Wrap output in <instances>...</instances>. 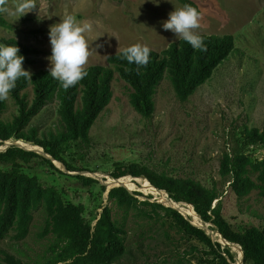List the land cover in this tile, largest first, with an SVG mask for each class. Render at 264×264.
Here are the masks:
<instances>
[{"label":"rangeland","instance_id":"374dc122","mask_svg":"<svg viewBox=\"0 0 264 264\" xmlns=\"http://www.w3.org/2000/svg\"><path fill=\"white\" fill-rule=\"evenodd\" d=\"M194 1L201 13V27L196 30L198 34L235 36L234 51L220 64L213 77L185 102L179 100L171 81L165 77L154 97L155 112L144 116L135 111L130 103L129 85L116 75L111 102L89 131L91 144L83 147L71 142L67 148L69 160L83 169L81 173L96 178L100 183L84 189L74 186L79 184L76 178L56 171L46 169L40 174L43 181L64 188L67 202L84 205V215L93 230L104 207L111 205L108 191L117 186L118 181L111 176L117 162H139L173 176L191 177L208 188L217 186L227 220L232 224L264 228V197L258 190L244 197L237 196L230 178L224 177L221 172V161L227 152L233 156L244 152L254 159L264 158L261 145L247 147L244 140L245 128L264 126V0ZM34 2L36 8L16 20V15L12 13L17 0H7L8 12L3 13L7 25L0 28V45H4V39H15L38 50L31 56L35 60L33 64L23 62V67L31 74L40 69L49 70L50 26L61 18L71 15L80 24H92V31L85 34L90 45L86 68L108 65L111 55L131 45L139 44L157 51L166 48L177 39L171 31L162 28V22L168 19L174 5L176 8L184 6L179 0H172L173 4L161 0L158 5L152 0ZM38 12L40 16H45L42 20L38 19ZM25 92L31 103L34 98L32 87L24 90L23 94ZM6 101L7 108L2 118L11 121L18 114V107L11 93ZM59 104L57 100L51 101L33 119L31 125L39 128L40 135L62 129ZM17 141L12 139L11 143ZM23 143L30 145H25L27 148L38 147L29 142ZM6 148L7 143L0 144V150ZM37 149L43 150L40 147ZM57 165L64 170L61 163L57 162ZM120 181L141 192V200L149 197L151 201L169 206V200L143 190L149 186L142 177L132 176V179ZM178 209L183 214L184 211L180 207ZM44 220V213L35 211L29 225L30 232L24 239H16V232L12 231L0 240V264H5V252L26 262L48 260L47 249L51 240L38 237ZM127 223L132 252L116 264H205L206 260L219 264L214 256L203 254L208 247L197 239L188 240L184 231L171 226L170 222L163 227L160 224L146 225L147 235L151 237L145 242V252L139 251L133 243L144 223L135 219ZM203 225L208 226L207 232L213 236L210 230L214 226ZM165 232L174 238L173 241ZM214 232L217 237L213 239L216 241L219 237L216 230ZM223 242V248L229 247L235 255L234 264H244L243 260H239L242 248L236 243L232 246V242L229 245ZM66 263L68 261L58 264Z\"/></svg>","mask_w":264,"mask_h":264},{"label":"trees","instance_id":"16d2710c","mask_svg":"<svg viewBox=\"0 0 264 264\" xmlns=\"http://www.w3.org/2000/svg\"><path fill=\"white\" fill-rule=\"evenodd\" d=\"M179 1L184 6L191 5L200 11L194 0ZM5 25L6 19L0 13V28ZM199 35L204 42L202 50H194L183 40H176L160 51L149 48V61L145 66L129 64L121 58L123 50L117 52L109 57L108 65L86 67L87 75L68 89L53 79L47 69H40L32 73L31 78H20L16 82L10 92L18 107V114L13 120L2 118L7 101H0V144L12 139L23 140L42 147L44 152L17 144L0 151V240L12 231L16 232V239H24L30 232L29 225L34 212L42 211L45 220L38 237L51 241L47 249L50 255L48 260L26 262L5 252V264H58L66 261V264H116L132 252L127 223L132 219L144 223L133 243L139 251L145 252V242L151 237L147 235L146 225L152 227L153 224H160L163 227L170 222L171 226L183 230L188 240L197 239L208 247L203 251L204 255L214 256L219 264L235 263L231 249L223 248V244L215 241L207 230L193 224L190 214L183 212L191 219L186 218L175 206L151 201L149 197L141 200V192L130 191L125 186H116L110 190L111 205L104 207L93 230L91 222L84 215V205L67 202L64 188L45 182L40 176L42 171L49 169L76 178L79 184H75V187L87 189L100 183L96 178L82 174L83 169L69 160L68 144L75 142L83 147L91 144L89 131L111 102L116 75L129 85L130 103L135 111L144 116H151L155 112L154 97L165 77L171 81L179 100L187 101L213 77L220 64L229 58L236 47L235 36L232 34ZM3 44L17 45L24 63L35 62L31 56L38 53L36 48L22 45L15 39H4ZM30 87L34 94L31 103L27 100V93L23 94ZM55 100L60 103L62 129L40 135L39 128L31 125L32 121ZM245 129L246 146L261 145L264 148V126ZM221 172L224 177L230 178L237 196L244 197L258 190L264 197V158L254 159L244 152L233 156L227 152L221 161ZM111 176L115 179L142 177L153 187L166 191L176 202L193 205L201 220L213 225L212 230L222 235L219 234L218 240L224 238L242 246L244 264H264V228L232 224L227 220L217 186L208 188L191 177L173 176L139 162H117ZM145 191L154 194L153 191ZM165 234L173 241L169 233ZM204 263L214 264L210 260Z\"/></svg>","mask_w":264,"mask_h":264},{"label":"clouds","instance_id":"9594fccd","mask_svg":"<svg viewBox=\"0 0 264 264\" xmlns=\"http://www.w3.org/2000/svg\"><path fill=\"white\" fill-rule=\"evenodd\" d=\"M152 2L158 5L161 0H152ZM168 2L172 3V0H168ZM6 3L7 0H0V13L8 12V8L5 7ZM36 6L34 0H17L15 12L12 14L16 15L17 20L32 11ZM44 17L40 16L38 12V19L42 20ZM200 21L201 13L196 7L185 5L176 8L174 5V10L169 13L168 19L162 22V28L165 31H171L177 40H183L194 50H202L204 48L203 38L196 31L201 27ZM92 28L91 23L80 24L71 15L61 18L58 23L50 26L49 74L64 89L75 86L87 75L84 66L89 59L90 45L85 34L91 32ZM120 55L129 64L145 66L149 61L150 49L135 44L126 47ZM23 61L24 57L20 54L17 45H0V101L8 98L9 93L14 89L20 78H31V73L23 67ZM21 142L23 143V140ZM6 143H11V141Z\"/></svg>","mask_w":264,"mask_h":264},{"label":"bare ground","instance_id":"6f19581e","mask_svg":"<svg viewBox=\"0 0 264 264\" xmlns=\"http://www.w3.org/2000/svg\"><path fill=\"white\" fill-rule=\"evenodd\" d=\"M25 145L30 146V145H28V144H25ZM124 178H127V177H122V178H120V179H124ZM127 179H132V177L127 178ZM144 181H145V180H144ZM145 184H146L147 186H149V188H147V189H143V190H150V191H153L155 195L162 196L164 200H165V199L169 200V202H168L169 206H177V208L180 207L184 212L190 214L191 217H192V219H193L194 221H197L199 224H200V223H201V224H205V222H204L203 220H201L200 215H199V214L193 209V206H192V205L187 204V203H183V202H176L175 200H173V199H171V198L169 197V195H168V193H167L166 191L159 190V189L153 187L152 185L148 184L147 182H145ZM162 197H161V198H162ZM161 200H162V199H161ZM165 201H166V200H165ZM192 219H191V220H192ZM199 224H198V225H199ZM216 232H217L218 237H219V233H218V231H216ZM220 236H221V235H220ZM222 241H225L227 244L230 242V241L225 240L224 238L222 239ZM230 243H231V242H230ZM231 245L234 246L235 244H234V243H231ZM234 248H236V246H235ZM239 248H240V245H239ZM243 258H244V257H243V255H242V250H239V260L242 261Z\"/></svg>","mask_w":264,"mask_h":264},{"label":"water","instance_id":"95a60500","mask_svg":"<svg viewBox=\"0 0 264 264\" xmlns=\"http://www.w3.org/2000/svg\"><path fill=\"white\" fill-rule=\"evenodd\" d=\"M8 144V147L9 146H11L13 143H7ZM15 144H17V145H20V146H22V147H25L26 148V146H25V144L24 143H22L21 141H17ZM28 149H32V150H36V151H38V152H40V153H43V151L44 150H38L37 148H28ZM48 157H50V158H52L50 155H47ZM64 170H65V168H64ZM71 174H79V172H70ZM116 181H118L117 182V186H125V187H127L130 191H134V190H132L128 185H126L124 182H121L120 181V179H115ZM113 187H116V186H112V188ZM111 188V189H112ZM110 189V190H111ZM110 190L108 191V194H109V192H110ZM169 195V194H168ZM171 207H174V206H171ZM175 208V207H174ZM175 209H178V208H175ZM179 210V209H178ZM179 211H181V210H179ZM182 212V211H181ZM183 215L186 217V218H188V216L187 215H185L184 213H183ZM193 224H195V223H193ZM195 225H197V226H199V227H201L202 229H205V230H207V228H208V226H205V225H198V224H195ZM210 232H212V234H213V238H214V236L216 237L217 235L216 234H214L215 232H214V230H210ZM220 234V233H219ZM221 235V234H220ZM216 241H219V242H221V243H224L223 241H220V240H216ZM230 243V242H229ZM228 243V244H229Z\"/></svg>","mask_w":264,"mask_h":264}]
</instances>
